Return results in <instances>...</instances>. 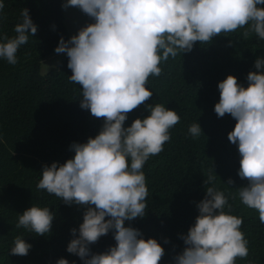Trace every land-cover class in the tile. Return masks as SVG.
Segmentation results:
<instances>
[{
	"label": "clouds",
	"instance_id": "clouds-1",
	"mask_svg": "<svg viewBox=\"0 0 264 264\" xmlns=\"http://www.w3.org/2000/svg\"><path fill=\"white\" fill-rule=\"evenodd\" d=\"M261 5L264 0H64L62 8L75 7L92 23L68 40L61 37L51 59L67 56L72 73L68 79L82 89L80 107L103 122L94 138L70 146L72 158L43 166L36 188L66 205L85 208L83 222L70 230L66 248L83 264H159L165 254L161 244L155 238L145 239L125 221L145 216L144 165L163 151L180 116L161 103L146 104L148 115L125 127L128 113L152 97L148 78L161 75V62L190 52L195 42L208 43L246 25L264 40ZM4 7L0 0V13ZM13 31L11 37L0 34V60L10 65L18 62V49L37 32L27 8ZM44 66L48 71L49 66ZM254 68L257 71L247 74V87L233 75L218 82L214 112L218 118L230 114L236 121L227 139L238 149L237 175L247 180L237 189L238 197L264 224V57L255 60ZM201 132L197 121L188 127L192 137ZM212 180L209 176L204 183L212 185ZM205 191L196 204L199 214L180 237L185 247L174 257V264H236L237 258L248 257L243 218L232 214L223 191L214 185ZM54 215L49 207L33 204L18 215L16 227L44 236ZM110 231L113 237L107 235ZM105 235L108 250L92 253L89 246ZM31 247L18 235L9 255L26 256ZM56 264L69 261L60 258Z\"/></svg>",
	"mask_w": 264,
	"mask_h": 264
},
{
	"label": "trees",
	"instance_id": "trees-1",
	"mask_svg": "<svg viewBox=\"0 0 264 264\" xmlns=\"http://www.w3.org/2000/svg\"><path fill=\"white\" fill-rule=\"evenodd\" d=\"M63 3L4 0L0 13V34L15 35L14 26L21 21L24 8L37 26L35 35L18 49L15 65L0 60V264H56L60 258L83 264L66 248L70 230L83 222L85 208L66 205L36 188L43 166L72 158L70 146L94 138L103 122L80 107L82 89L68 79L72 73L67 56L51 59L59 39L70 38ZM258 57H264V40L247 25L221 33L208 43L195 42L190 52L161 62V75L148 78L152 97L128 113L125 127L148 115L146 104L161 103L180 116V122L169 130L171 139L163 151L144 165L148 187L145 216L125 221V226L139 230L145 239L155 238L161 244L165 254L159 264H174V257L185 247L180 237L199 214L196 204L204 198L205 188L213 185L229 198L232 214L243 218L241 230L249 242V254L237 258L236 264H264V224L238 197L237 189L246 186L247 180L237 175L238 149L227 139L236 121L230 114L218 118L214 112L218 82L233 75L247 87V74L257 71L254 63ZM44 64L49 66L46 73ZM196 121L202 132L192 137L188 127ZM209 176L212 185L204 183ZM229 179L232 185L227 184ZM33 204L47 206L55 214L51 230L44 236L16 227L18 215ZM18 235L32 245L26 256L9 255ZM107 235L113 237L111 231ZM89 247L94 254L107 251L106 235Z\"/></svg>",
	"mask_w": 264,
	"mask_h": 264
},
{
	"label": "rangeland",
	"instance_id": "rangeland-1",
	"mask_svg": "<svg viewBox=\"0 0 264 264\" xmlns=\"http://www.w3.org/2000/svg\"><path fill=\"white\" fill-rule=\"evenodd\" d=\"M65 22L71 37L72 35H75L80 28L92 23V20L79 9L69 7L65 10ZM43 72H47L45 66H43Z\"/></svg>",
	"mask_w": 264,
	"mask_h": 264
}]
</instances>
